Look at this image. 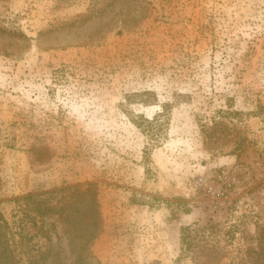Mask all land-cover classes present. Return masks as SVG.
<instances>
[{
	"label": "rangeland",
	"instance_id": "374dc122",
	"mask_svg": "<svg viewBox=\"0 0 264 264\" xmlns=\"http://www.w3.org/2000/svg\"><path fill=\"white\" fill-rule=\"evenodd\" d=\"M0 213V264H264V0H0Z\"/></svg>",
	"mask_w": 264,
	"mask_h": 264
},
{
	"label": "trees",
	"instance_id": "16d2710c",
	"mask_svg": "<svg viewBox=\"0 0 264 264\" xmlns=\"http://www.w3.org/2000/svg\"><path fill=\"white\" fill-rule=\"evenodd\" d=\"M67 189L59 190L58 192L62 193L61 199L57 202L60 203L65 199V202L63 204L68 203V200L74 196V193H69V195L66 193ZM57 192H47V193H36V194H27L24 196L16 197L14 199L15 202V213L14 217H18V221L20 222V228L23 229V231L27 227V223L34 222L37 220V218H43L53 212H56L58 208H56L57 204L54 205L52 200L54 199V194ZM62 210V208H59ZM74 224L76 221H72ZM80 227H83V222H78ZM92 225H86L85 229L87 228V235L88 232L91 231ZM4 229L5 232L10 229V224L6 220V218L0 213V229ZM79 238L84 241V236L86 234H82L81 230ZM84 233V232H83ZM24 234V233H23ZM4 236L1 237V250H0V257H5L7 249V233L3 234ZM23 236V235H22ZM91 237H93V231L91 232Z\"/></svg>",
	"mask_w": 264,
	"mask_h": 264
}]
</instances>
